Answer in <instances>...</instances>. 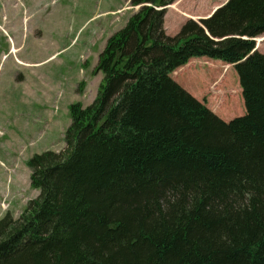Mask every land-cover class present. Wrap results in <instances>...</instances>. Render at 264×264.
<instances>
[{
  "label": "trees",
  "instance_id": "trees-1",
  "mask_svg": "<svg viewBox=\"0 0 264 264\" xmlns=\"http://www.w3.org/2000/svg\"><path fill=\"white\" fill-rule=\"evenodd\" d=\"M127 1L139 10L99 55L95 100L70 105L62 151L27 163L39 196L0 220V264H264V0L175 36L176 0ZM197 57L234 66L245 115L222 120L173 80Z\"/></svg>",
  "mask_w": 264,
  "mask_h": 264
},
{
  "label": "rangeland",
  "instance_id": "rangeland-1",
  "mask_svg": "<svg viewBox=\"0 0 264 264\" xmlns=\"http://www.w3.org/2000/svg\"><path fill=\"white\" fill-rule=\"evenodd\" d=\"M227 1L176 0L166 10V34L175 36L187 20L204 19ZM0 9L1 220L7 213L18 218L39 196L27 163L35 154L65 148L70 105L87 107L95 100L103 76L95 73L98 57L139 7L127 0H0ZM255 43L264 54V36ZM222 75L223 84L215 88ZM172 78L222 120L245 115L234 66L197 57ZM228 91L235 104L222 109L217 95ZM43 116L49 120L46 128Z\"/></svg>",
  "mask_w": 264,
  "mask_h": 264
},
{
  "label": "flooded vegetation",
  "instance_id": "flooded-vegetation-1",
  "mask_svg": "<svg viewBox=\"0 0 264 264\" xmlns=\"http://www.w3.org/2000/svg\"><path fill=\"white\" fill-rule=\"evenodd\" d=\"M48 117L47 116H43L42 119H41V125L43 128H46L48 126Z\"/></svg>",
  "mask_w": 264,
  "mask_h": 264
},
{
  "label": "water",
  "instance_id": "water-1",
  "mask_svg": "<svg viewBox=\"0 0 264 264\" xmlns=\"http://www.w3.org/2000/svg\"><path fill=\"white\" fill-rule=\"evenodd\" d=\"M166 9V8H165ZM255 41L257 42V39H255Z\"/></svg>",
  "mask_w": 264,
  "mask_h": 264
},
{
  "label": "crops",
  "instance_id": "crops-1",
  "mask_svg": "<svg viewBox=\"0 0 264 264\" xmlns=\"http://www.w3.org/2000/svg\"><path fill=\"white\" fill-rule=\"evenodd\" d=\"M174 73V72H173ZM214 111V110H213ZM217 113H219L218 111H217Z\"/></svg>",
  "mask_w": 264,
  "mask_h": 264
},
{
  "label": "bare ground",
  "instance_id": "bare-ground-1",
  "mask_svg": "<svg viewBox=\"0 0 264 264\" xmlns=\"http://www.w3.org/2000/svg\"><path fill=\"white\" fill-rule=\"evenodd\" d=\"M15 50V49H14Z\"/></svg>",
  "mask_w": 264,
  "mask_h": 264
}]
</instances>
